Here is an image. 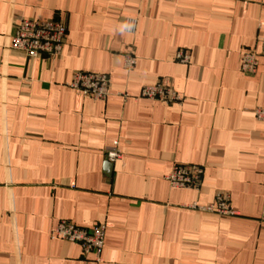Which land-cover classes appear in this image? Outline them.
<instances>
[{
	"label": "crops",
	"instance_id": "1",
	"mask_svg": "<svg viewBox=\"0 0 264 264\" xmlns=\"http://www.w3.org/2000/svg\"><path fill=\"white\" fill-rule=\"evenodd\" d=\"M21 18L66 22L62 55L11 50ZM263 38L264 0H0V264H264V56L241 69ZM80 70L109 96L69 87ZM160 80L184 100L141 97ZM177 164L204 168L199 190L170 185ZM218 191L239 215L190 207ZM64 219L106 224L102 262L51 237Z\"/></svg>",
	"mask_w": 264,
	"mask_h": 264
},
{
	"label": "built area",
	"instance_id": "2",
	"mask_svg": "<svg viewBox=\"0 0 264 264\" xmlns=\"http://www.w3.org/2000/svg\"><path fill=\"white\" fill-rule=\"evenodd\" d=\"M135 20H128L127 27L133 30ZM69 27L62 19H33L21 18L17 21L12 34L11 50L21 52L29 59L43 56L56 58L62 55L68 39ZM264 56V38L261 40V49H249L243 52L241 69L245 74L254 75L258 71L259 58ZM177 59L183 64L191 60L190 52L179 50ZM137 57L133 52L125 54L124 67L127 71L135 69ZM69 87L83 96L97 100L106 99L111 90V77L106 72L78 71L68 84ZM141 97L151 100H161L165 103H180L184 97L165 80L145 85L141 90ZM258 120L264 121V106L254 110ZM117 145V143H116ZM121 157L117 146L107 151L110 162H116ZM204 168L198 164H177L173 171L167 176L170 185L174 188L199 190L202 186ZM192 208L207 212L217 213L223 217L237 216L239 212L231 203L230 194L226 191H218L215 202L209 206L197 203L190 205ZM264 220V213L262 216ZM107 226L105 223L97 222L90 227L77 225L70 220H60L52 230V238H60L77 243L85 254L93 253L97 262H102V252L106 241Z\"/></svg>",
	"mask_w": 264,
	"mask_h": 264
}]
</instances>
